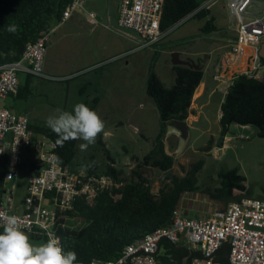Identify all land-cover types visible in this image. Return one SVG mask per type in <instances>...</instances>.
I'll return each instance as SVG.
<instances>
[{"label":"rangeland","instance_id":"rangeland-1","mask_svg":"<svg viewBox=\"0 0 264 264\" xmlns=\"http://www.w3.org/2000/svg\"><path fill=\"white\" fill-rule=\"evenodd\" d=\"M117 1L84 0L83 9L97 16L98 25L94 27V33H86L91 26L86 28L88 23L80 14L60 26L55 20L48 23V27L55 30L44 55L46 78L31 75L27 97H7L4 100L6 107L18 115H26L32 127L48 128L46 118L54 114L57 108L71 112L77 103L85 104L88 101L85 105L99 114L105 122V129L86 151L80 150L79 144L84 141L78 140L72 163L77 170L87 171V166L94 164L97 165L98 174L106 170L109 162L99 145L101 136L115 160L116 168L123 171L126 180H130L131 172L136 167L134 157L141 161L147 155L160 157L161 151L170 154L174 158L172 174L179 178L186 175L193 163L203 160L204 165L197 175L199 191L187 193L182 198L180 210L187 217L206 218L219 209L220 204L209 199L202 191L220 186V170L237 168L246 179L250 197L264 199V138L258 136V129L232 125L223 143L219 142L221 126L217 118L225 95L223 90L231 82V76L248 69L246 54L251 52L250 48H245L238 54L239 61L232 65L233 59L228 63L223 58L224 53L231 52L238 27L230 14L228 0H208L204 4L210 5V16L215 18L217 30L210 33L201 31L210 16L202 19L189 17L167 30L158 43L146 48L142 47L145 42L131 30L128 33L135 39L128 41L130 55L114 59L111 55L117 52L120 40L124 42L125 39H121L103 17L108 10L115 15ZM255 11L260 10L257 8ZM91 59L108 65L90 73L82 72L83 65ZM175 61L180 65H202L203 79L211 84H215L212 79L214 70L221 66L225 80L222 82L224 88L207 99L205 111L210 123L196 124L194 129H189L183 147L176 134L167 133L154 102L146 93L152 72L166 88L173 86L175 74L172 67ZM226 65L231 70L225 69ZM25 76V73H19L23 86ZM95 97L104 99L105 105L95 108ZM210 138H213V143L207 151ZM31 159V150H25L21 174L15 185L17 200L24 197ZM146 172L150 173L147 177L153 194L158 195L160 189L171 186L170 179H161L162 172L159 170L154 169L152 173L147 169ZM241 197H245V194H241ZM67 222L70 228L80 227L78 220ZM29 237L34 243L47 242L31 235Z\"/></svg>","mask_w":264,"mask_h":264},{"label":"trees","instance_id":"trees-1","mask_svg":"<svg viewBox=\"0 0 264 264\" xmlns=\"http://www.w3.org/2000/svg\"><path fill=\"white\" fill-rule=\"evenodd\" d=\"M208 0H164L160 29L163 33L186 19L207 18L210 10L202 7ZM71 0H0V64L19 60L27 45L38 38L41 31L49 28L48 23L59 21L63 10ZM15 26L16 31L8 28ZM217 30L216 21L210 16L202 32ZM175 82L166 88L160 78L152 72L146 85V93L154 102L164 128L174 121H186L190 115L193 96L203 81L202 65L174 64ZM32 76L28 75L24 86L20 87L17 98H25L30 92ZM98 99L95 100V103ZM221 126L219 142L223 143L232 125L254 126L258 136L264 138V80L236 74L220 106ZM30 127L38 134L46 135L55 143L57 135L46 127ZM78 140L65 141L57 145V158L63 165H71L75 159ZM213 138H210L211 149ZM99 145L105 153L108 165L102 174L113 177L119 184L111 190L102 192L94 202L78 199L72 210L58 216L55 233L65 251L77 254L76 264H89L92 261H109L120 256L123 249L143 238L145 235L171 224L174 211L179 210L182 198L187 193L199 191L197 175L204 165L203 160L193 163L183 178L177 176L170 181L171 186L152 193L151 185L144 167H151L164 173L173 168L174 158L161 151V156H145L141 161L134 157L136 167L130 180L123 177V171L116 168L101 136ZM88 167L90 174H97V165ZM8 169V154L0 159V197L4 175ZM220 186L202 191L212 201L220 204L218 210H224L228 204L238 202L245 194L250 197L245 185V177L237 168L220 170ZM170 179V178H168ZM238 193V194H236ZM69 220H78L79 228H70ZM3 229L0 228V232ZM36 237V236H32ZM45 239L46 237H36ZM229 247L224 244L216 253L215 260L228 264ZM202 257L201 253L189 250L184 245H172L162 242L160 260L165 264H190L193 259Z\"/></svg>","mask_w":264,"mask_h":264},{"label":"built area","instance_id":"built-area-1","mask_svg":"<svg viewBox=\"0 0 264 264\" xmlns=\"http://www.w3.org/2000/svg\"><path fill=\"white\" fill-rule=\"evenodd\" d=\"M228 3L230 14L238 24V38L231 47L232 54L237 56L245 48L251 49L246 55L251 68L238 74L264 80V56L260 58L259 45L260 40L264 41V0H228ZM83 5L84 0H71L58 26L83 9ZM163 5L164 0H121L118 25L135 32L145 42L142 47L153 46L164 35L160 29ZM202 7L209 9L210 5ZM257 8L259 12L255 11ZM54 30L41 31L19 60L0 64V159L8 154L0 211L21 217L22 228L27 234L47 240L50 236L56 237L58 216L72 210L78 199L94 202L102 192L120 186L109 175L90 174L88 170L61 164L56 154L57 144L46 135L36 133L26 115H18L3 105L4 99L18 95L19 73L46 78L43 61ZM221 73L217 68L214 80L220 81ZM25 150H31L32 159L25 195L17 201L15 185L21 174ZM163 241L200 252L202 257L193 259L190 264H222L215 256L224 244L229 247L228 264H264V199L243 197L206 218H190L180 209L176 210L170 226L135 240L117 258L89 264H165L159 258Z\"/></svg>","mask_w":264,"mask_h":264},{"label":"clouds","instance_id":"clouds-1","mask_svg":"<svg viewBox=\"0 0 264 264\" xmlns=\"http://www.w3.org/2000/svg\"><path fill=\"white\" fill-rule=\"evenodd\" d=\"M8 31L14 33L16 27L10 26ZM46 125L57 135L56 144L61 147L65 141H84L79 144L81 151L95 144L105 129L99 114L84 103H77L71 112L57 108L46 118ZM22 225L21 217L0 211V264H76V252L65 251L58 237L34 243Z\"/></svg>","mask_w":264,"mask_h":264},{"label":"crops","instance_id":"crops-1","mask_svg":"<svg viewBox=\"0 0 264 264\" xmlns=\"http://www.w3.org/2000/svg\"><path fill=\"white\" fill-rule=\"evenodd\" d=\"M120 4H121V0H118L117 3H116L115 15L114 16L111 15L112 12H110V10H108V11H106L105 16L103 17L107 21V23L109 25L111 24V26H110L111 29L114 30V32L116 34H118L120 37H122L121 39H125V40H123L124 42H122L120 40L121 43L118 44V48H117L118 50H117V52L115 53V55H113V54L111 55L112 58H114V59H116V58L122 59V58L128 57L130 55L129 53L131 51V49H128L129 48V42L128 41H131V39H133V40L135 39L134 37H132L133 35H130L128 33L131 30H124L123 31L122 28H120L119 25H118ZM78 14L82 15L84 17L85 22L88 23V24H86V28L88 27V25L91 26L90 30L89 31H86V33L87 32L88 33H94V27H96L98 25L97 16L95 15V13L94 12H87L84 9H80L77 12L74 13V15L72 16V18L75 15H78ZM90 14H93L94 17H91ZM103 18L101 17V19H103ZM71 19H69V20H71ZM68 21H66V22H68ZM66 22H64L63 24H65ZM54 28H57V26L54 27ZM81 29H83V27H81ZM236 33H237L236 34L237 37L235 39L238 38L237 29H236ZM259 45L261 46V54H264V41L263 40H260V44ZM223 58L228 63H230V59H233V62H231L230 65L234 64L236 61H239L238 55L237 56H234V54H232V51L229 52V53H227V52L224 53L223 54ZM246 63L248 65V68H251L252 64L248 61V57H246ZM106 64L107 63H103L102 61H99L97 59H91L90 61L86 62L83 65L84 66L83 67L84 69H82L83 70L82 72L90 73V72L96 71V70L104 67ZM48 68H49V66H47V69ZM216 69L214 70V73L212 75V79L213 80H214L213 77L215 75ZM220 69H221V66H220ZM225 69H230L231 70V67L229 65H226V68ZM27 76H28V74H26L25 79H26ZM233 77H234V75L231 76L230 79L232 80ZM25 79H24V83H25ZM223 81H225V80H224V76L222 74H221V80L220 81L214 80V83L215 84H211L209 81H206L205 79H203L202 83L199 85V87L195 91V94H194L193 100H192V105H191V108H190V115H189V117L185 121V123L187 124V127H188V131H189V129H194L196 124H202V123L209 124L210 123V119H209V117L207 115V112L205 111V109L208 106L207 99L210 98V97H212L214 94L218 93L219 90L221 91L222 88H224V83H222ZM230 84H231V82H229L227 84V86L225 87V90H223L224 91V94H226L227 89H228V86ZM21 86L23 87V85H22V83L20 81V87ZM12 98L13 99L14 98H17V96L16 97H12ZM96 99H98V101L95 103V100ZM4 100H6V99H4ZM4 100H3V105L6 106L5 103H4ZM87 102L88 101H86L85 104H87ZM93 103H94L95 108L96 107L97 108H100V107H102V106L105 105V100L102 99V98H100V97H95L93 99ZM220 117H221V110L218 113V118H217L218 122L220 120ZM29 121H30V119H29ZM30 125H31V122H30ZM234 126H240V125H236L235 124ZM241 127H248V126H241ZM21 170H22V164H21ZM29 170H30V164L28 166V173H29ZM21 200H17V201H21Z\"/></svg>","mask_w":264,"mask_h":264},{"label":"water","instance_id":"water-1","mask_svg":"<svg viewBox=\"0 0 264 264\" xmlns=\"http://www.w3.org/2000/svg\"><path fill=\"white\" fill-rule=\"evenodd\" d=\"M264 54L260 55V58H263ZM174 64H177L175 61ZM167 133L168 134H176L180 139L181 147L185 145V142L187 140L188 136V127L185 121H174L172 123H169L167 125ZM150 169V171L153 173L154 169L151 167H144V170ZM173 169L168 170L167 172L162 173L161 179L164 180L165 178H170V180L174 179V176L172 174Z\"/></svg>","mask_w":264,"mask_h":264}]
</instances>
